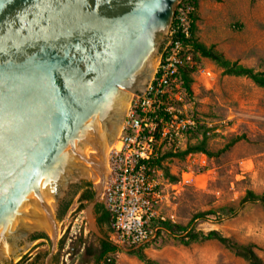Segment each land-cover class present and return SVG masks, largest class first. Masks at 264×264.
I'll use <instances>...</instances> for the list:
<instances>
[{
	"label": "water",
	"instance_id": "obj_1",
	"mask_svg": "<svg viewBox=\"0 0 264 264\" xmlns=\"http://www.w3.org/2000/svg\"><path fill=\"white\" fill-rule=\"evenodd\" d=\"M178 1L0 0V264L33 234L56 243L72 185L99 179L100 195Z\"/></svg>",
	"mask_w": 264,
	"mask_h": 264
},
{
	"label": "rangeland",
	"instance_id": "obj_2",
	"mask_svg": "<svg viewBox=\"0 0 264 264\" xmlns=\"http://www.w3.org/2000/svg\"><path fill=\"white\" fill-rule=\"evenodd\" d=\"M196 15L195 35L201 42L214 44L231 60L264 71V0H198ZM191 89L184 107L195 112L199 124L182 137L175 152L203 141L210 152H203L209 173L181 185L180 172L189 166L197 169L187 157L189 152L163 159L158 167L162 190L158 211L172 217V223L186 225L194 213L213 209L214 214L193 220L189 227L202 232L215 229L240 243H253L264 260L263 207L257 201H240L247 189L260 193L264 188V88L246 76L223 74L214 62L201 57L191 74ZM235 137L239 139L221 150ZM89 182L93 199L79 208L80 192L74 191L66 212L56 221L54 245L49 231L47 238L30 242L2 264H107L106 257L112 264H143L132 252L138 246L117 243L114 252L96 261L98 239L106 234L105 228L100 231L96 226L92 211L93 203L100 202L99 179ZM107 239L114 243L111 232ZM141 247L159 264H248L216 240L185 244L178 234L167 231Z\"/></svg>",
	"mask_w": 264,
	"mask_h": 264
},
{
	"label": "built area",
	"instance_id": "obj_3",
	"mask_svg": "<svg viewBox=\"0 0 264 264\" xmlns=\"http://www.w3.org/2000/svg\"><path fill=\"white\" fill-rule=\"evenodd\" d=\"M193 11L191 5L174 11L151 79L141 95L130 94L117 136L107 149L100 203L111 215L114 243L145 244L155 237L161 221H173L158 211L161 172L152 160L162 149H180L182 137L199 124L197 117L184 107L186 93L179 81L181 69L193 65L186 41L191 35ZM187 157L197 169L189 166L182 170L178 181L181 185L209 173L205 153L189 152Z\"/></svg>",
	"mask_w": 264,
	"mask_h": 264
},
{
	"label": "trees",
	"instance_id": "obj_4",
	"mask_svg": "<svg viewBox=\"0 0 264 264\" xmlns=\"http://www.w3.org/2000/svg\"><path fill=\"white\" fill-rule=\"evenodd\" d=\"M185 5H191L194 7V11L190 14L191 18L193 20L191 24V35L190 38H188L186 41L189 44L191 53H192V59H193V65L184 67L181 69L179 73V81L181 84V87L183 91L186 93V100L189 99L192 93L191 89V74L198 68V64L201 57L208 58L212 62H214L217 66H219L222 70L223 74L227 75H234V76H246L249 79H251L256 85L264 88V71H255L253 68L245 66L243 64L238 63L236 60H231L228 57H226L220 50H218L214 44H205L201 42L195 35L196 30V10L198 6V0H181L179 4L176 5L175 13L177 12L179 7H184ZM193 115H195V112L190 111ZM197 130V128L193 130H188L187 133H191ZM239 137H235L231 139L224 147H222L221 150L227 148L229 145L233 144L236 140H238ZM191 151H202L207 154H210V152L206 151L204 142L201 141L200 143L194 144V145H188L185 149L179 150L177 152H172L169 150H164L162 152H159V154L152 160V165L156 167L162 166V161L166 157L178 155L180 157L184 156L188 152ZM166 175L168 174L167 171H165ZM84 189L79 193L78 199H79V208H82L83 201H90L93 199L94 191L92 190V186L90 182H86L84 185ZM241 202H259L264 210V188L260 193H255L254 191L247 189L241 200ZM69 202L67 201L60 213L59 217H62L64 213L66 212L68 208ZM93 214L95 218L96 226L100 231H103L105 228V234L106 238H99L98 239V254L96 257V261H98L100 258H104L108 253L114 252L117 249V246L115 243L111 242L109 239H107L108 233L112 232V220L111 215L104 209L103 205L100 202H96L93 205ZM214 210H206V211H200L196 212L192 215L189 222L186 225H179L176 223H172L170 221H161L160 222V229L157 231L156 235L160 233L161 231H167L172 234H178L179 239L183 243H189L191 241H198V240H216L218 243H220L225 249L232 252L234 255L242 258L245 260L248 264H264V260L256 253L255 251V244L253 243H240L238 241L233 240L232 238L222 235L215 229L208 230L206 232L202 231H195L193 228L189 227V224L197 219L205 217L208 214H214ZM155 222H152V225H154ZM35 236H45L43 234L35 235ZM146 244V243H145ZM142 244V245H145ZM142 245L135 246V245H128L129 247H137L132 250V252L136 255V257L143 262V264H159L157 261L151 259L149 256L145 254V252L142 249ZM37 256V255H35ZM107 264H112L111 260H107ZM20 263V262H19ZM28 264H35V261H32Z\"/></svg>",
	"mask_w": 264,
	"mask_h": 264
},
{
	"label": "flooded vegetation",
	"instance_id": "obj_5",
	"mask_svg": "<svg viewBox=\"0 0 264 264\" xmlns=\"http://www.w3.org/2000/svg\"><path fill=\"white\" fill-rule=\"evenodd\" d=\"M86 183V181H80L79 183H76V184H74V185H72L71 186V189H70V191H69V193L72 191V189L73 188H77V192H81L84 188H83V185ZM67 202V198H64L63 200H62V202H60V204H59V206H58V209H57V211H56V218L57 217H59V213H60V211H61V209H62V207H63V205L65 204ZM39 234H43V235H45L44 233H36V234H33L30 238H29V240L31 241V243H36V241L37 240H39V239H44V238H47V236L45 235V236H35V235H39ZM37 253H35V255H36ZM24 259H25V257H24ZM27 260H30V258H27V259H25V261H27ZM18 264H26L25 262L23 263V262H20V263H18Z\"/></svg>",
	"mask_w": 264,
	"mask_h": 264
},
{
	"label": "bare ground",
	"instance_id": "obj_6",
	"mask_svg": "<svg viewBox=\"0 0 264 264\" xmlns=\"http://www.w3.org/2000/svg\"><path fill=\"white\" fill-rule=\"evenodd\" d=\"M49 232V231H48Z\"/></svg>",
	"mask_w": 264,
	"mask_h": 264
}]
</instances>
